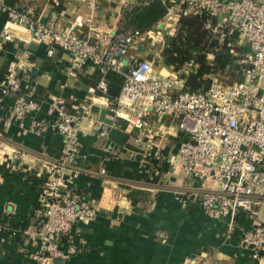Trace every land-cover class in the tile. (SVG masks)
Listing matches in <instances>:
<instances>
[{"label":"built area","instance_id":"1","mask_svg":"<svg viewBox=\"0 0 264 264\" xmlns=\"http://www.w3.org/2000/svg\"><path fill=\"white\" fill-rule=\"evenodd\" d=\"M95 9L101 0H84ZM138 0H123L133 3ZM165 2V1H164ZM168 12L161 27L141 32L119 29L114 33L95 35L93 41L77 35L80 20L63 28L53 19H43L33 5L17 8L0 0V11L7 13L2 38L13 39L16 29L27 31L31 39L47 45V54L54 56L59 48L67 55L72 71L85 65L96 67L100 74L95 91L107 97L106 105L114 118V125L125 123L135 131L133 143L139 147L143 166L152 173L162 170L182 171L198 185L182 192L198 204L206 216L226 220L234 230L241 216H248L253 224L242 235V244L260 259L264 250V221L259 209L264 205V1L260 0H170L165 2ZM178 15L196 16L203 22L215 44L234 53L239 42L248 48L240 60L242 79L225 84L217 76L210 84L197 91L187 88L188 79L198 72L199 61L190 55L174 71H158L151 60L129 58V50L146 34L166 47V36L174 34ZM162 30V31H161ZM154 35H158L156 39ZM164 39V40H163ZM161 62L163 59L160 58ZM115 72L123 77L119 95L110 99L107 75ZM31 75L21 58L8 64L2 91L17 96L12 111L27 116L38 109L34 100L21 93L24 80ZM72 113L59 99L50 108L54 118L48 123L62 135L64 147L61 158L50 163L49 178L42 189V221L38 228L0 225V232H11L13 238H24L37 245L35 259L39 264H56L67 260L78 251V245L69 243L66 252L59 248L62 237H72L77 224L88 222L97 215L95 207L64 190L75 184L78 177L76 161L82 156L80 134L89 117L93 133L113 150L109 140L112 127L85 112ZM154 113L161 124L160 133L168 134L164 123L170 118L176 134L183 138L176 150L167 151L156 141L147 117ZM38 128L46 127L38 123ZM147 137V138H146ZM99 174L107 176L105 166ZM213 181L215 187L209 185ZM13 214V210L8 211Z\"/></svg>","mask_w":264,"mask_h":264},{"label":"crops","instance_id":"2","mask_svg":"<svg viewBox=\"0 0 264 264\" xmlns=\"http://www.w3.org/2000/svg\"><path fill=\"white\" fill-rule=\"evenodd\" d=\"M5 1L18 7L33 4L43 19L53 18L63 28L80 20L77 35L93 41L95 35L121 29L123 21L152 0L128 4L123 0H101L95 9L84 0ZM6 21L7 13L0 11V225L14 216L31 230L41 224L42 189L49 178L48 167L61 158L64 147L62 135L48 124L54 118L50 108L61 99L68 111L85 109L89 116L112 127L109 140L113 143V150L107 151L93 133L89 117L84 121L80 134L82 156L75 164L78 177L64 192L91 203L97 215L77 224L71 238L62 237L59 248L63 252L71 242L78 245V251L63 264H264V250L256 259L242 244L243 232L253 224L250 217L241 216L231 231L226 220L209 218L198 204L181 194L191 191L198 182L180 170L155 174L142 165L139 147L133 143L135 131L125 123L114 125L107 97L95 91L99 74L96 67L85 65L72 71L63 50L58 48L49 57L47 45L31 39L23 29L14 30L11 41L4 40ZM178 29L177 22L174 34L165 37L166 47L162 38L157 44L146 34L129 50V58L149 59L165 73L179 69L187 59L181 55L170 66L160 61L167 57V40L175 37ZM248 51L237 42L235 54L229 53L242 60ZM18 58L32 77L30 82L23 81L21 93L38 105L34 113L24 117L12 111L17 96L2 91L8 64ZM207 58L214 60L215 56L207 53ZM147 120L156 141L167 151L176 150L183 138L176 134L173 121L164 119L168 128L164 136L154 113ZM38 123L46 127L39 129ZM102 166L107 168V176L99 174ZM209 185L215 187L212 180ZM259 218L264 221V205L259 209ZM36 248L33 241L0 232V264H39Z\"/></svg>","mask_w":264,"mask_h":264},{"label":"trees","instance_id":"3","mask_svg":"<svg viewBox=\"0 0 264 264\" xmlns=\"http://www.w3.org/2000/svg\"><path fill=\"white\" fill-rule=\"evenodd\" d=\"M9 3V2H8ZM14 6L13 4H9ZM33 5V4H29ZM35 6V5H33ZM17 8H21L15 6ZM36 8V7H35ZM37 12V9H36ZM168 12L167 4L164 0H152L148 4L142 6L130 18L123 21L121 29H135L141 32H146L155 25L163 22ZM38 13V12H37ZM179 29L177 35L169 40V47L166 50L167 57L163 59L165 65L175 64L177 56L181 55L188 58L192 54L198 55L200 66L198 72L191 76L187 81V88L192 91H197L203 86L210 84V79L206 76L218 73H227L236 81L242 79V75L237 76V72L241 70L237 64L238 58L229 53V50L224 47L210 42V35L204 29L203 22L196 16L178 15ZM194 52V53H193ZM207 53H213L215 58L213 61H207ZM99 73V72H98ZM98 80L100 74H98ZM108 94L110 99H115L122 88L123 77L115 72H110L107 75ZM11 228L16 229L20 226L27 227L25 222L16 221V216L8 221ZM11 232L6 233L10 236Z\"/></svg>","mask_w":264,"mask_h":264},{"label":"rangeland","instance_id":"4","mask_svg":"<svg viewBox=\"0 0 264 264\" xmlns=\"http://www.w3.org/2000/svg\"><path fill=\"white\" fill-rule=\"evenodd\" d=\"M167 41H169V40H167ZM210 42L214 44V41L211 39V36H210ZM158 43H160V42H157V44H158ZM166 45H168V43H166ZM193 53H194V52H193ZM194 55H196V57L199 58L197 54H194ZM207 61H208V62H211V61H213V60L207 58ZM238 61H239V60H238ZM238 61H237V64L240 65ZM199 66H200V63H199ZM239 75H240V71L237 72V76H238V78H239ZM214 76L219 77V78H220V81L224 82L225 84L234 83V82H236V80H237V78H236V79H233V78H232L229 74H227V73L211 74V75L206 76V78L211 79V77H214ZM205 86H206V85H205Z\"/></svg>","mask_w":264,"mask_h":264},{"label":"water","instance_id":"5","mask_svg":"<svg viewBox=\"0 0 264 264\" xmlns=\"http://www.w3.org/2000/svg\"><path fill=\"white\" fill-rule=\"evenodd\" d=\"M161 28H163V26H160ZM64 263V260L62 259H57L56 260V264H63Z\"/></svg>","mask_w":264,"mask_h":264}]
</instances>
